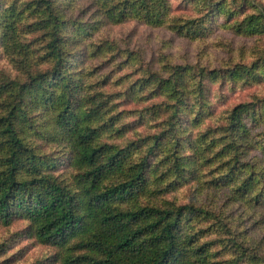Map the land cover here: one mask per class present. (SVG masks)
<instances>
[{
  "label": "trees",
  "instance_id": "trees-1",
  "mask_svg": "<svg viewBox=\"0 0 264 264\" xmlns=\"http://www.w3.org/2000/svg\"><path fill=\"white\" fill-rule=\"evenodd\" d=\"M260 2L0 0V264H264V90L230 102L264 89V49L214 40H261Z\"/></svg>",
  "mask_w": 264,
  "mask_h": 264
},
{
  "label": "rangeland",
  "instance_id": "rangeland-1",
  "mask_svg": "<svg viewBox=\"0 0 264 264\" xmlns=\"http://www.w3.org/2000/svg\"><path fill=\"white\" fill-rule=\"evenodd\" d=\"M249 1L257 5L262 3L260 1H263L264 4V0H249ZM174 6L177 7L178 2H175ZM179 7L180 6H178V8ZM110 35L116 40H120V39L125 40L129 38L132 45L141 47L142 49L148 52L155 51L156 54H158L161 51L167 52L173 55V57L177 59L179 62L181 61L194 62L200 59L198 55L200 46L198 44L189 43L186 40L172 36L169 32L165 30H152L150 28H147L145 26L136 23H126L121 26L112 27L110 30ZM218 38H220L223 42L228 43L229 47L236 50H239L240 46H246L247 49H253L255 46H260V45H261L260 48L264 49V35L261 40L259 39L252 40L237 36L228 30H220L218 31L216 38H214V40L216 41ZM211 50L215 53V55L218 58L227 56L225 54L224 48H218V46H213ZM262 90L264 89H259L255 87V88H250L247 91L238 92L231 97L230 102L233 105H236L241 102H245L251 98V95ZM183 197H188L187 192L184 194ZM207 202L213 203L214 201L213 199H211V197H208ZM20 228H21L20 226L15 227L12 229V231H16ZM253 230L254 231L252 232L257 237L258 241H261L264 244V226L257 225L255 228H253ZM27 247L26 248L28 251L26 256L22 261H20L17 264H29L34 261H37L46 252L45 249L40 246L35 247L29 245Z\"/></svg>",
  "mask_w": 264,
  "mask_h": 264
}]
</instances>
